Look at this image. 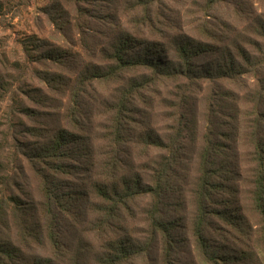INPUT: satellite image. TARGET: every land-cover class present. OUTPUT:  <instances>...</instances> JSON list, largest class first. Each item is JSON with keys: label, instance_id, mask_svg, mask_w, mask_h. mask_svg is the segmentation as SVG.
Returning a JSON list of instances; mask_svg holds the SVG:
<instances>
[{"label": "rangeland", "instance_id": "374dc122", "mask_svg": "<svg viewBox=\"0 0 264 264\" xmlns=\"http://www.w3.org/2000/svg\"><path fill=\"white\" fill-rule=\"evenodd\" d=\"M136 4V0H0V198L8 202L7 209L0 210V245L16 247L11 257L0 250L3 264H31L37 253L51 251L40 204L37 171L42 164L33 155L59 129L73 133L78 142L76 156L64 160L69 164L67 172L57 173L58 189L74 197L73 207L78 205L63 215L61 231L72 246L76 240L89 247V264H95L108 237L94 223L97 211L88 206L92 192L83 163L84 158L93 160L91 177L100 179L96 163L107 148L105 137L111 136L117 122L114 107L124 93L128 109L121 116L117 154L128 175L151 184L163 157L172 150L178 160L167 171L172 188L162 215L169 220L178 217L183 231L184 240L176 243L172 264H206L187 228L205 134L226 138L232 148L236 191L229 199L244 217L235 237L228 238L235 264H264L261 221L251 197L254 164L249 138L258 113H264V0H157L150 8L157 14L153 28L129 24L141 12ZM201 23L212 27L219 42L207 41L211 39L200 31ZM120 25L144 36L148 48L160 43L159 55L177 71L157 74L139 67L100 78L109 65L105 49ZM173 40L206 41L215 49L193 59L195 73L223 62L225 49L247 70L227 79L189 75L181 57L171 50ZM236 43L251 56L249 62L242 61ZM145 133L160 138L165 147L143 143ZM10 197L28 204L30 220L42 228L29 235L27 243L17 237L19 220L11 210ZM148 199L130 201L132 215L123 221L124 208L109 236L126 235L134 244L127 264H165L160 236L150 243Z\"/></svg>", "mask_w": 264, "mask_h": 264}, {"label": "trees", "instance_id": "16d2710c", "mask_svg": "<svg viewBox=\"0 0 264 264\" xmlns=\"http://www.w3.org/2000/svg\"><path fill=\"white\" fill-rule=\"evenodd\" d=\"M136 1L135 8H139L141 12L136 14L129 24L137 27L144 25L153 28L157 14L152 13L150 8L157 0ZM199 27L200 31L203 32L202 34L211 39L207 41L213 39L219 42L217 38L220 39V37L215 36L216 33L211 26L201 23ZM259 34L262 35L261 31H259ZM262 36L264 37V35ZM111 40L109 49H105L109 57L108 69L99 74L100 78L129 68H151L157 74L171 73V70L177 71L178 69L167 65L168 61L159 55L160 51L163 52V48L159 45L160 43L155 42L158 40H153L155 43L151 48H148L146 47L147 39L140 33H133L129 27L128 29L122 25L117 27L114 34L111 35ZM236 45L234 48L237 49L242 61L249 62L251 56L239 43H236ZM172 46L171 50H175L177 55L181 57L182 65L186 68L185 72L189 75L227 79L238 74L242 75L247 70L243 63L237 62L231 52L224 48L225 50L221 51L223 62L218 63L212 69L203 68L198 71L199 73H195L192 70L191 62L204 51H214L215 49L211 47V44L206 41L193 40L184 43L173 40ZM134 83H137V81ZM128 100V95L124 93L122 97L117 99V108L114 107L117 122L115 121V126L110 131L111 136L105 137L107 148L102 150V158L96 163L100 169H98L100 179L97 180L91 177L89 166H92L93 160L84 158L83 170L87 182L91 185L92 192L91 200L88 197V206L93 207L92 211H97L94 223L102 229L103 235L108 237L106 240L108 242L113 241L112 243L106 241L103 249L97 254L95 264H127L131 260L134 254V244L131 243L129 238L119 233L116 234V239H111L109 236L117 225H113L114 221L118 219L121 221L124 208L127 209L125 210L127 214L123 215V221L132 215L133 208L131 209L130 201H133L136 197L146 196L149 198V207L146 213L151 227L149 229L150 243L152 244L153 241L157 240L156 237L160 236L164 263L172 264L176 243L184 240L183 231H181L178 224V217L169 220L164 219L162 215L164 205L169 197V187L172 188L167 171L178 160L172 150L167 156L163 157L165 160L161 161L159 169L152 176L154 179L151 184L141 183L139 176L134 174L128 175L123 168L122 157L119 159L117 154V145L122 136L121 116L127 114ZM259 115L264 116V113H258V117L255 119L256 129L249 136L252 143L251 154L254 164V189L251 197L253 207L260 217L261 238L264 241V117H259ZM141 137L142 142L145 144L150 142L156 146L161 147L162 145V147H165L160 138H151L147 133ZM81 141L84 142L85 140ZM85 144L89 145L88 143ZM227 144L226 138L215 139L205 134L204 145L200 153L199 176L194 187L193 208L190 213V221L187 224L194 247L201 260L206 264H235L234 256L231 253L233 247L229 244L230 240L228 238L230 236L235 237L234 234L237 233V228L244 222L243 215L239 213V209H233V205L231 206L232 199H229L230 196H234L236 189L232 180V174L235 173L231 161L233 153L232 148L228 147ZM77 146L78 142L73 133H67L65 129H59L50 135V139L44 140L40 144L39 152L33 155L42 164V169L37 171L41 175L39 188L43 196V201L40 204L45 219L43 231L46 234L51 251L48 255L37 253L31 259V264H71L70 261L72 264H89L91 262L88 260L89 247L77 243L76 240L74 246H72L71 242L65 240L60 225L65 218L63 216L65 213L74 212L73 208H78V205L73 207L74 197L67 191H61L60 187L58 189L56 183L60 179L57 173L67 172L66 168L69 167V164L64 163V160L71 158V155L76 156ZM2 147L1 144L0 149ZM10 199L12 201L11 210L19 220L17 222L19 227L17 237L22 242L27 243L29 235L37 234L38 228L41 227L37 222L30 220L28 204L20 203L19 199L13 197H10ZM7 204V201L5 202L3 198H0V210L2 208L7 209ZM227 226L228 228L225 229ZM39 242L41 241L39 240ZM10 246L13 248L11 249ZM10 246L0 245V250L8 252L11 257L12 250L16 247ZM148 248H151V245ZM240 253L242 252L240 251ZM3 263V261H0V264Z\"/></svg>", "mask_w": 264, "mask_h": 264}]
</instances>
